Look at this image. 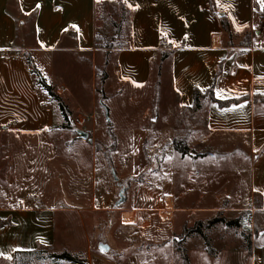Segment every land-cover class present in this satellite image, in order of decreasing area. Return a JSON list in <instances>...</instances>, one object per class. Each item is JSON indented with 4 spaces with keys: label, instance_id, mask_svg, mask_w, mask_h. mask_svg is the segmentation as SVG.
<instances>
[{
    "label": "crops",
    "instance_id": "crops-1",
    "mask_svg": "<svg viewBox=\"0 0 264 264\" xmlns=\"http://www.w3.org/2000/svg\"><path fill=\"white\" fill-rule=\"evenodd\" d=\"M213 1L214 7L211 0H127V3L125 0H0V134H18L24 138L21 142L9 143L8 148L13 153L6 177H97L95 167L92 170L89 167L82 175H66L64 159L61 175L49 170L42 176L32 171L40 160L25 157L27 150L43 151L40 157L46 161L42 165L51 168L48 162L57 156L60 148L53 141L32 140L31 135L38 136L61 124L63 115L57 102L52 101L37 83L27 56H31L50 84L58 87L57 92L68 99L75 90L64 81V75L73 79L74 86L81 87L84 83L78 71L86 66L92 76L95 61L80 65V69L71 73L65 69L61 55H80L85 51L95 54L99 48L97 39L111 23L112 15L118 13L117 4L120 3L129 10L128 39L117 48L106 45L108 50L116 52L115 77L123 83L145 87L152 80L155 59L167 52L173 92L179 107L190 118L187 132L201 133L200 144L216 147L219 151L223 148V135L234 137L232 143L244 149L250 162V203L240 210L219 209H229L223 210L225 215L232 212L251 214L264 225V101L247 99L221 107L204 97L201 106L191 110L195 89L207 91L213 87L218 99L220 90L224 99L264 95V15L260 14L264 3L261 0ZM224 16L231 23L233 44L228 42L221 22ZM30 33L33 44L20 41L21 34L28 37ZM245 35H248V42L242 43ZM162 42H165L164 46ZM74 73L76 77H71ZM92 80H95L94 76L91 83ZM58 110L62 117L58 116ZM82 110L87 114V123L96 118L85 108ZM81 123H74V131L78 128L88 131L89 127ZM146 131L143 129L142 132L145 136ZM93 152L95 157L94 148ZM95 191L93 186L94 197ZM21 196L25 198V195ZM69 209L18 204L0 207V219L9 221L0 227V253L3 254L0 258H14L21 252L55 247L57 215ZM132 210L136 221H124L121 215L120 227L138 230L147 223L149 227L156 219L159 224L164 223L155 217L149 223L142 208ZM188 210V215L197 212ZM112 227L109 225V230ZM161 229L155 228V232ZM146 232L148 235L150 230ZM249 233L250 249L245 243L229 244L226 241L215 254L207 252L202 238L190 236L187 252L191 264H264V226L256 235Z\"/></svg>",
    "mask_w": 264,
    "mask_h": 264
},
{
    "label": "rangeland",
    "instance_id": "rangeland-1",
    "mask_svg": "<svg viewBox=\"0 0 264 264\" xmlns=\"http://www.w3.org/2000/svg\"><path fill=\"white\" fill-rule=\"evenodd\" d=\"M117 7L118 13L112 15L111 23L97 39L99 48L95 54L85 51L80 55H61L65 69L71 73L80 69V65L95 61L92 76L86 66L82 67L78 72L84 84L78 87L65 74L64 81L75 90L68 99L51 84L72 110V125L79 121L89 127V137L93 141L81 138L63 118L61 124L48 132L31 135L32 140L58 144L57 156L48 162L51 168L42 165L46 160L40 157L41 150L31 148L25 156L40 160L32 171L42 176L49 170L52 174H63L64 159L68 165L65 164L66 175H82L89 167L91 170L95 167L97 177H6L11 167L10 154L13 153L8 148L9 143L21 142L24 138L18 134H0V207L18 204L70 208L57 215L55 247L21 252L11 259L0 258V264H73L50 257L63 251L85 259V264H183L176 245L184 226L217 216L235 218L241 213L225 215L223 210L229 209L219 208L240 210L250 203V162L244 149L232 143L234 137L223 135V148L219 151L216 147L202 146L201 133L187 132L190 118L179 107L177 95L173 92L167 52L155 59L152 80L145 87L123 83L115 77L116 52L108 50L106 45L117 48L127 41L129 32V10L120 3ZM20 41L34 43L31 33L28 37L21 34ZM27 59L31 70L37 69L30 55ZM93 76L95 80L91 83ZM71 77H76L75 73ZM83 108L96 118L87 123ZM58 116L62 117L59 110ZM109 126L113 136L109 133ZM143 129H147L146 136ZM177 140L186 142L200 155L178 152L174 148ZM93 186L95 197L92 195ZM122 188H125L126 201L116 207ZM168 198L173 203L170 209L167 207ZM134 207L143 209L147 222L155 217L164 223L159 224L156 219L149 227L147 223L138 230L120 227L118 222L122 213ZM187 209L197 212L188 215ZM109 225L113 226L111 230ZM242 225V228H231L217 223L205 228V232L216 251L226 241L229 244L246 243L244 230L256 235L264 226L251 214H243ZM158 227L162 229L155 232ZM147 229L150 230L148 235ZM193 238L202 240L197 235ZM183 244L187 249V239ZM101 245L109 247L106 250ZM204 245L206 247L205 241Z\"/></svg>",
    "mask_w": 264,
    "mask_h": 264
},
{
    "label": "trees",
    "instance_id": "trees-1",
    "mask_svg": "<svg viewBox=\"0 0 264 264\" xmlns=\"http://www.w3.org/2000/svg\"><path fill=\"white\" fill-rule=\"evenodd\" d=\"M211 5L214 7V1L213 0H211ZM260 14L264 15V7L261 8ZM221 22H222L224 31L228 37V42L230 44H233L234 43V35H233V30H232L230 21L228 20V18L226 16H224L221 18ZM247 39H248V35H245L242 43H247L248 42ZM164 45H165V42H162V46H164ZM31 71L36 74L37 83L43 89H45L48 92L49 96L52 99H54L58 102V105H59V108H60L61 113L63 115V118L65 121L68 122V126L69 127L73 126L71 123L72 111H71L69 105L54 90V87L50 83H48V81L45 79V77L41 75V73L38 69H32ZM219 73H220V70H219ZM204 97H208L212 101L217 102L221 107L229 106L233 103H238V102H241V101L247 100V99H254L255 102L264 101V95H259V94L253 96V98L251 95H246V96L239 97V98L218 99L214 94V88L211 87L207 91H201L200 89L194 90V103L191 106V110L198 109L201 106V100ZM75 133L78 134L76 131H75ZM109 133L112 136L114 135L111 126H109ZM174 148L178 152H180L184 155H191V156H199L200 155L199 153H196L195 151L191 150L189 148L188 144L186 142H183V141H178V140L175 141L174 142ZM242 221H243V214L236 217V218H232V219H228L225 216H217V217L207 219V220H198L193 225L187 224V226H184L183 231L180 233V239L177 241V245H176V248H177V250L180 254V257L182 259V263L183 264H191L187 249L183 244V242L186 241L187 238H189L190 236H194V235L202 237V239H204V241H205L207 252L210 254H215L216 251L212 247L211 240H210L209 236L206 234L205 228L210 227V226L217 224V223H223L226 226L231 227V228H242V226H243ZM7 223H9L8 220L0 219V227L7 224ZM244 235H245V241H246L245 246L248 249H250V247H251V233L244 230ZM40 250L41 249H39V251ZM36 251H38V250H36ZM36 251H28L26 253H31V252H36ZM50 257H52V258L57 257L59 259L66 260L67 262H70L73 264H85L86 263L85 259L77 257V256L71 254L69 251H63L61 253H53L50 255Z\"/></svg>",
    "mask_w": 264,
    "mask_h": 264
},
{
    "label": "water",
    "instance_id": "water-1",
    "mask_svg": "<svg viewBox=\"0 0 264 264\" xmlns=\"http://www.w3.org/2000/svg\"><path fill=\"white\" fill-rule=\"evenodd\" d=\"M217 13L220 15V16H223V13L220 12V11H217ZM108 113V112H107ZM106 113V114H107ZM107 119H109V116L107 114ZM78 135L81 137V138H84V139H88L90 141H93V138L89 137V132L88 131H85L83 129H76ZM115 175V174H114ZM115 179L118 180L119 178L115 175ZM119 199L116 201L115 205L116 207L117 206H120L121 204H123L125 201H126V195H125V188H122L120 191H119ZM109 246L107 245H101V248L102 249H108Z\"/></svg>",
    "mask_w": 264,
    "mask_h": 264
},
{
    "label": "bare ground",
    "instance_id": "bare-ground-1",
    "mask_svg": "<svg viewBox=\"0 0 264 264\" xmlns=\"http://www.w3.org/2000/svg\"><path fill=\"white\" fill-rule=\"evenodd\" d=\"M167 207H168L169 209L173 207L172 201H171V199H169V198L167 199ZM168 211H170V210H168ZM168 214H170V212H169ZM164 215H166V214H164ZM167 216H168V215H167ZM122 219H123L124 221H127V222H133V221H135V220H136V216H135L134 211H132V210L124 211V212L122 213Z\"/></svg>",
    "mask_w": 264,
    "mask_h": 264
},
{
    "label": "snow or ice",
    "instance_id": "snow-or-ice-1",
    "mask_svg": "<svg viewBox=\"0 0 264 264\" xmlns=\"http://www.w3.org/2000/svg\"><path fill=\"white\" fill-rule=\"evenodd\" d=\"M125 2L127 3V0H125ZM262 3H264V0H261ZM129 7H132L131 4H129ZM137 7H139V5H137ZM217 95L220 99H224L225 97L222 94V90L217 92ZM234 110V109H233ZM0 255H3L2 253H0ZM8 259H11V257H7Z\"/></svg>",
    "mask_w": 264,
    "mask_h": 264
}]
</instances>
